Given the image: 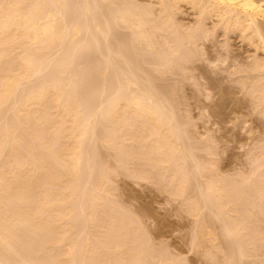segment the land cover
<instances>
[{
  "label": "bare ground",
  "instance_id": "obj_1",
  "mask_svg": "<svg viewBox=\"0 0 264 264\" xmlns=\"http://www.w3.org/2000/svg\"><path fill=\"white\" fill-rule=\"evenodd\" d=\"M183 3H184V5L185 4L189 5L190 6L189 10L193 9L192 10L193 12L195 10L194 14H197L196 15L197 18L195 20L196 22L194 23L192 21L194 23L193 25L192 24L190 25V23L186 24V23H184L185 21L181 22L182 18H178L180 13L186 11V9L189 8V6H188V8H187V6H184L186 8H185V10H183L182 9V8H184ZM73 9H74V11H73ZM78 11L79 12L81 11L83 13V14L80 13L82 16L85 15V16H83L84 18L82 16H80V14L78 17V13L76 16V12H78ZM72 15H74V16H72ZM122 25H123V27H120V28L126 27V28H129L131 30L130 31V39L131 40L129 38L125 40L124 38H122V37L120 38L119 36H117V37H119V39H118L115 36L118 33V32H116L117 27L122 26ZM84 31H86V33ZM218 31H222L221 34L224 35V37H225V40H226L225 46L227 49V52H226L227 54H223V55L221 54L220 57H216L219 61L220 60L221 61H227L230 56H231V58L235 57L234 59L236 61L237 60L236 58L239 57V55H238V57L236 55L234 57H232L231 54H234V52H233L234 50L231 48L232 46L228 45V43H229L228 41L230 39H232V35H234V34H235L234 35L235 37L237 36L238 39L240 38V39H242L243 42H246L247 45H245L244 48L247 47V49L245 52L250 50L251 47L254 49V50H251L252 52L254 51L253 53H250V52H249V54L246 53V57H245V55H243L245 57V59H243V60H245V61H242L243 63L241 62L242 64L240 67L237 65L235 66L234 64H232V65L235 67V69H236V67H238L239 68V69L237 68L238 71L244 73L243 76H239V77H243L240 80L245 79V81L246 80H247V82L249 81V87L250 88H247L248 89L247 91H251V89H252V91L254 93H256V96L258 97L260 103L263 104L264 103V0H0V264H44V262L41 261V258H40L41 255L39 256V254H38V256H39V258H38V257H36V255L31 253L30 251L29 252L31 254H28V251L24 252L26 249H30L32 251V249H34L33 248L34 245L32 246V244L28 245V243H26L28 245V247L26 248L24 246V244L22 245L20 243V241L22 240L21 237L24 236L23 234H19V230L17 231V227H18L19 223H17L16 221H17L18 217H20V216H23L25 218V220L26 219L31 220L34 228H36V227L41 228V229H44V231H48V229L49 230L51 229L50 230L51 234L47 235L45 237V239L42 242H40L41 243V244H39L40 250L41 249L42 250L43 249H46V250L50 249L51 250V248L55 249V247L58 244H59L58 247H60V244L64 241V238L66 235V229H62V227H63L62 224L63 223H65V225L70 224V226H71V223H68L69 222L68 218H70L69 214H70V212H72V211H70V205H69L70 200L69 199L72 196L73 192L71 190L72 188L70 189V187L74 181L78 182V180L76 181L75 178L78 177V175H79L78 173L81 171V165L83 163H85V164L87 163V162H83V161L85 160L84 157L86 156V155L84 156L85 141L87 139V136L91 133V132H89V130H92V127L97 129V127L99 126V125L96 126L97 124H95V123L99 122L98 120H97V122L96 121L93 122V124H91V126L89 125V123H86V120H88L89 118L92 119L93 115H96L95 112L96 113L99 112V111H97V108L95 107L96 111H94V114L92 115V117H91V115H90V117L88 116V119H86L87 115L84 116V114H83L85 108L84 109L82 108V107H84V104H85L84 101H87L89 99V97H92V95L95 96L94 90H96L95 93H97V91L99 93V94L97 93L96 95L101 96V98L102 97L105 98L103 95L105 93H102V92H107L109 85L111 87V90H109L110 92L108 93V98L107 97L105 98L107 100L105 101L103 99V101L101 102L102 104L100 102H98L99 100L97 101L98 103H100L101 106L104 103L106 104V105L105 104L103 105V106H105V108L103 106H102L103 108L101 107L102 109L98 106L99 107L98 110H101L106 122L108 123L107 126H105V127H107L108 131H106L107 133L105 132L106 134L103 133V135L100 134V132L95 131V133L91 134V136H93L92 138L95 137V138H97V140L99 138V140L101 142L99 140L98 141L100 143H102L103 145H106V146L108 145L107 147L114 145L113 147L116 146L117 150H119L118 147L120 149H122L121 148L122 145H120V143H123L125 146V145H127V143L125 141H128V140H134L135 141L136 139H137V141H139V139H142V138L145 139L146 138V140H148V142L146 143V146L148 145V147L145 149H148L147 150L148 152H151V151L153 152V151L157 150L154 153L159 155V158H160L159 160L162 162L163 161H167V162L169 161L171 166L180 164V165H182L181 167L185 169L186 166L183 167V165L186 163L189 164L191 166V168L189 165H188L189 166L188 168H190L191 170L194 169V170H192V172L194 171V173L193 174L191 173L192 174L191 176H193V177L195 176V178H197V180L199 182H201L200 178H202V176L205 177L204 174L200 176L201 172H204L203 170H205V168H208L206 170L213 169V168L215 169L216 166L213 167L214 162L212 160L203 161L205 159H202L201 157L197 156L196 155L197 152L195 154V152L193 151V150L197 149L194 146L199 147V145H195L199 141L196 140L197 142L194 143L190 140L194 136H192L193 134H191L190 130H188L190 127L187 129V123L188 122L184 123L185 120L183 122L181 121V116H183V115H181L177 110L178 107H177L176 101L178 99L173 97L175 94L174 92H177V91H174L175 87L173 89H171L172 91L169 88L168 92H165L164 90L160 92V89H159L160 86L158 85V83L156 84L157 81L155 82V80H157V78L162 77V75H164L167 72L171 73L172 69L173 70L177 69V70H175L176 72L172 71V73L173 72L179 73L178 70H182V74H183V76H185L186 73H184V72H186L185 71L186 68H189V67H187L188 66L187 63L189 62V64H190V62H191V64H193V63L199 61L200 56L202 57L203 55H206L207 51H206L205 46L207 47V45H210L208 43L212 42V36L214 37L215 32H218ZM82 32H84L85 35H87L86 36L87 38H91V39L87 40V39L83 38L84 36L82 35L83 37L80 40L85 39L87 41L80 42L77 39V41L80 44L79 43L76 44L74 42L76 39L75 40H73V39L75 37L77 38V36H79L80 33H82ZM115 32H116V34H115ZM121 32L123 33V31H121ZM124 34H126V32ZM91 35H92V37H91ZM122 35L123 34H121V36ZM79 37L81 38V36H79ZM127 37H128V35H127ZM162 38H163V40H162ZM120 39H124V40H120ZM72 40H73V43L75 45L71 42ZM118 40L121 42H119ZM127 40H129V41H127ZM135 41L140 42V44L138 43V45H141V42H143L142 46L145 43L143 46L144 49L141 48L142 51H140L141 49L138 47V45L134 44L136 46H132L133 43H136ZM70 42L72 45H74V47L77 46L78 44H79V46H77L76 48H74V47L71 48L72 46L71 47L69 46V45H71ZM117 42H118L119 46L117 45ZM116 45L118 47H116ZM230 45H231V43H230ZM248 46H251V47L249 48ZM136 47L139 50H136L135 49ZM222 47H221V50H222ZM87 48L88 49L91 48L94 50L93 51V58L90 56V54H92L90 52H89L90 54H87V55L84 54L85 52L83 51V49L87 50ZM53 49H54V51H55V49H57L56 51H59V52L61 51V56L60 57L57 56L58 58L55 56L56 57V59H55V57L53 55H57V54H55L56 52L52 53ZM80 51L84 52V53L82 52L85 55V56L83 55L84 57H82V54L80 53ZM137 51L138 52L140 51L142 56H143L144 52L146 53V51H147V53L151 54V56L152 55H153V57L156 56V60H154L153 58H151L152 60L150 59L151 61H153L151 63L155 64V66H156L155 70L147 71L144 69L146 71V73H145V71H143L144 73L142 72L143 63L145 64V62H147V61H145L146 59L141 60V61H143V63L140 61V63H142V64L140 65L141 68L139 69V65L137 63L139 62L138 59H139V56L141 54L137 53ZM59 52H58V55H59ZM78 52L81 54V55H79L81 57L80 61L78 59H77L78 61L75 59V56L76 55L78 56V54H77ZM86 52L88 53V50ZM94 52L95 53L99 52L100 54H102V55H99V53H98V55L95 54V56L96 57L99 56V58H102L103 61L101 59L99 60V58H98L99 61H97L96 60L97 58L94 57ZM134 53L135 54L137 53L135 55V57L137 59L134 58V55H133ZM210 53H212V52H210ZM239 53H242V52L239 51ZM219 54H220V51H219ZM208 56H209V54H208ZM208 56H207V58H208ZM243 56H241V58L239 57L238 59L242 60ZM89 57H91V58H89ZM51 58L52 59L54 58V59L52 60ZM146 58H148V57H146ZM90 59L96 60V62L98 63L96 65L95 64L96 62L94 61V65L96 67L93 66L91 68V66L93 65L92 64L93 61ZM203 59L204 58H202V60ZM56 60L60 66L58 65ZM211 60H213V58ZM52 61H55L56 63H54V64H57L59 66V68L60 69L62 68V69L61 70L59 69L58 70L59 72L57 71V72L52 74L51 71H54L53 70L54 67L57 68L58 66L57 65H55V66L50 65L51 66L50 68H52V69L48 68L50 70L48 77L47 78L44 77L45 79L42 78L44 80L41 79V81L36 80L37 82L32 84L30 79L33 76L38 78V76L40 75L39 73H41L43 71L45 72V69L47 67H49L48 64L50 62H51L50 64H53ZM75 61L77 63H75ZM134 61L137 62V63L135 62L137 65L132 64V63H134ZM216 61H213V62H216ZM230 61L232 63H235V61H233L231 59H230ZM99 62H101V63H99ZM84 63H89L88 66H90V68H91L89 71H87V73L85 71L86 69L82 70V68L86 67L85 66L86 64L84 65ZM149 63H150V61H149ZM226 63H229V62H226ZM75 64H77L76 67H78L79 69L75 68ZM78 64H80V66L82 64V67L78 66ZM122 64H124L125 69L122 67L123 66ZM237 64H238V62H237ZM125 65H128L131 68L126 66L127 67V69H126ZM61 66H63V67H61ZM135 66H137V68H135ZM191 66H195V65H191ZM195 67H199V66L196 65ZM94 69H96V70L93 71ZM235 69L233 70L234 72H235ZM49 70L46 69V71H49ZM91 70L93 72H91ZM139 70L143 74H145V76L142 73H141L142 74L141 75L139 73L140 72ZM188 70H190V69H188ZM188 70H187V72H188ZM207 70H206V72H208ZM80 71L85 73V74L81 73ZM137 71H139V72H137ZM88 72H89V74L91 73V75H90L91 80H92V73H93V75H95L97 77V78L95 77L96 81L92 80L95 83L98 82V80L100 81V79H101L100 84H102V85H104L102 80H104V82H106V81L107 82L105 83L104 86L101 85L99 90H97V88H98L97 86L99 85L98 84L99 82L96 83L95 89H94V87H95L94 85L92 88V84H93L92 81H91L92 84H90V82H88L89 84H87L85 86V83L84 84H82V83L84 81L83 79L85 78V75L88 76V77L86 76V78H85V82H87L86 79L89 78ZM204 72L205 71L202 70L201 73H204ZM191 73H192V70H191ZM37 74H39V75L36 76ZM182 74L179 73V75H182ZM187 74H189V73H187ZM108 75H109V77H108ZM110 75H111V79H112L111 82L109 79L108 80L106 79L107 77L110 78ZM159 75H161V76H159ZM191 76H192V74H191ZM98 77H100V79ZM185 77H188V76H185ZM185 77H183V78L185 79ZM36 78H34V79H36ZM93 78H94V76H93ZM39 79L40 78H38V80ZM27 81H30V85L28 84L29 87L22 89V85L24 86ZM32 81H33V79H32ZM242 81L245 82L244 80H242ZM80 83L82 84V86L80 85ZM110 83H113V84H110ZM78 84L80 87H84L85 89L80 88L78 86ZM243 85H246V83ZM247 85H248V83H247ZM87 86L89 88L93 89V93H89V92H91L90 91L91 89H89ZM105 86H106V88H105ZM243 87L245 88V86H243ZM161 88H162V85H161ZM86 89H89V92H87ZM104 89L105 90L107 89V91H105ZM84 91H86L85 94H87V95L84 94ZM170 91L172 93H174V94H172L173 96H171ZM163 93H165V94H163ZM249 93L251 94L252 92H249ZM88 94L89 95L92 94V95H90L88 97ZM105 95H107V94H105ZM251 95H253V97H254V94H251ZM95 97H93V98H95ZM85 98H86V100H85ZM98 99H100V98H98ZM90 101H91V99H90ZM90 103H92V102H90ZM94 105H95V101H94L93 106ZM257 105L258 104H256L255 107H257ZM93 109H94V107H93ZM101 112H100V114H101ZM186 114H189V113H186ZM2 115L4 117H2ZM104 118H103V120H104ZM182 119H185V118H182ZM88 121H90V120H88ZM93 121H94V118H93ZM190 123H191V120H190ZM88 127H90V128H88ZM99 130H100V128H99ZM97 133H99L100 135ZM141 142H140V144H141ZM144 142H143V144H144ZM210 144L206 145V146H208V147H206V151L208 153H211V150L213 149V148L212 149L209 148V147H213V146H210ZM129 145H131V143ZM129 145L126 147H129ZM86 146H89L88 143L86 144ZM99 147H101V146H99ZM149 147H151V148H149ZM92 150H94V149H91V151ZM127 151L125 150L124 151L125 153H123V155L125 154V157L126 156L128 157V158L127 157L125 158L126 162L128 163L130 161L129 158L131 159L132 156L130 157L129 155H127V154H130L129 153L130 150L128 152ZM213 151H214V149H213ZM208 153H207V156L209 155ZM144 154H146V152ZM94 155H95V153H94ZM88 156H89V154L87 152V158H89ZM204 158H207V157H204ZM96 159L98 160L99 158H96ZM207 159H209V158H207ZM210 159H211V157H210ZM86 160L88 161V159H86ZM105 161H106V159H105ZM89 164H93V163L91 162ZM160 165H162V164H160ZM180 165L178 166L179 169H180ZM87 166L89 167V165H87ZM168 166H170V165H168ZM59 167H62V168H59ZM173 168H175V166ZM178 168L176 167L175 169H177L179 171ZM61 169H63V170H61ZM85 169L86 168H84V170ZM165 169H169V168L167 167ZM184 169H182V171ZM214 169H213V171H214ZM102 170H100V171H102ZM177 170H173V172H172L173 175L178 173ZM195 170H197V172ZM255 170H257V169H255ZM261 170H263V169H261ZM170 171L168 173H170ZM182 171H181V173H182ZM184 172L185 171H183V174H184ZM210 172H212V171L210 170ZM97 173H99V172H97ZM107 173H108V171H107ZM107 173H105L104 176L99 175L100 176L99 179H102V181H108V179L111 178L112 176L110 177V176L106 175ZM134 173H135V171H134ZM82 174L83 173H81L80 175H82ZM258 174H261V173H258ZM93 175H94V173H93ZM151 175H153V174H151ZM170 175H171L170 177H172V174H170ZM182 175H181V178L179 177V179H178V183H179L180 188H181V189L179 188L180 190H182L183 188L185 189V186H186L185 183H187V181L191 177L190 176L189 178L182 179V177H183ZM216 175H217V173H216ZM96 176H98V175H96ZM262 176H260V177H262ZM83 177H84V175H83ZM90 177H89V181H90ZM211 177H208V178H210L209 180L205 179V181H206L205 183H207L206 185L208 187V188L206 187L207 190L204 189L205 192L202 189V183L199 184V182H197V185H199V187L201 186L200 188L202 189L200 192L201 195L206 194L207 196L206 195L205 196L209 200V201H207V199H204L205 204L207 203V205L203 204V206L208 208V203L211 204V206H214V204H215L217 210L220 208L219 210L221 212L223 211V214H222L223 216H226L227 214L230 215L229 211H231L232 209H233L232 211H234L236 209L234 212L231 211L232 212L231 217L228 216V218L230 217L231 221L232 220L233 221L232 222L230 220L226 221L228 224L224 222L225 226L227 224V227L229 225V227L231 228L233 225L232 228H234V230L232 232L236 233V232H238V229H236V228H238L239 220L237 221V219H235L234 214H235V212L238 211L237 207L240 206V203H241L240 200H242L243 197H245L247 194L249 195V193L246 194L245 190H243V188L240 187L241 188V196H238V198L234 197L231 199L230 198L231 196L229 197L230 194L227 191L226 192L223 191V190H227L228 188L231 189L230 188L231 186H229V183H227L226 181H225V183L223 182L224 177L222 178L221 176L220 177L216 176L217 178L215 177V179H214V176H213V178H211ZM253 177H254V175H253ZM62 178L65 179V182H61L63 180ZM78 178H80V177H78ZM81 178H82V176H81ZM93 178H94V176H93ZM82 179H81V181H82ZM221 179H222V181H221ZM42 180L44 181V183L47 186H49L48 188H52L51 190L49 189V191L53 192V196L51 198L50 197L45 198L46 196L40 197V195L36 193L37 195H39V198L35 197V199L37 198L38 201L36 203L34 202L35 205H31V204L29 205V203H30V201L28 203L29 197L34 196V193L39 189V186H41V188L43 187V185H40V184H42L41 182H43ZM114 180H115V178H114ZM207 180H208V182H207ZM230 180H231V178H230ZM57 181H59V183L61 184L60 186H58V188L60 187L59 189H57V185H56ZM94 181H96V179H94ZM84 182H83V184H84ZM85 183H87V181ZM106 183L108 184V182H106ZM89 184H90V182H89ZM93 184L94 183H92V185ZM73 185L77 186L75 184H73ZM232 185H233V183H232ZM260 185H261V183H260ZM102 186H100V187H102ZM257 186H259V185H257ZM187 187H188V185H187ZM199 187H197V188H199ZM41 188H40V190H44ZM240 188L239 187L234 188L236 193L238 192V190H240ZM80 189H81V187H80ZM184 189H183V192H184ZM234 189H233V191H234ZM102 190H103V188H102ZM42 192L44 193V191H42ZM47 192H48V189H47ZM83 192H84V189H83ZM92 192H93V190H92ZM38 193H40V192H38ZM178 193H181V192H178ZM81 195L83 197L84 193ZM231 195H233V194H231ZM77 196H79V195H76V197ZM247 196H246V198H247ZM263 196H264V190L262 188H260L259 194L257 197L260 198ZM188 198H189V195H188ZM190 198H192V196ZM203 198H205V197H203ZM227 198L228 199L230 198V199L227 201L226 200ZM73 199H74V197H73ZM195 199H196V197H195ZM195 199H194V203H193L195 206L194 209L198 205H200L199 204L200 202L199 203L197 202V201H200V199H197V200H195ZM233 199H235V200H233ZM236 199H237V201H236ZM249 199H250V197H249ZM11 200L13 202V203H11V205L12 204L13 205L12 206L10 205L11 208H9L7 206V204ZM186 200H187V198H186ZM230 200H233V201H230ZM82 201H83V199L81 200V202ZM119 202H120V200H119ZM211 202L212 203L214 202V204L212 205ZM236 202L237 203L239 202L238 203L239 205L236 204V207H234L233 204L235 205ZM246 202H248V201H246ZM77 203H79V202H77ZM110 203H112V202H110ZM188 203H190V202H188ZM253 203H254V201H253ZM203 206L201 208H203ZM246 206H247V204H246ZM118 207H120V206H118ZM191 207H193V206H191ZM197 208H200V207H197ZM210 208H212V207H210ZM77 209H78V207H77ZM203 209H205V208H203ZM203 209H201V211ZM54 210H57V212L59 211V213H57L58 215L55 213L56 217L48 220L46 218V214H49L50 212H53ZM88 210H90V209H88ZM95 210H96V208H95ZM197 210H199V209H197ZM82 211H84V210H82ZM205 211H207V210H205ZM210 211H208V212H210ZM225 211H227L229 213H226ZM74 212H75V210H74ZM88 213H89V211H88ZM114 213L115 212H113L112 214H114ZM53 214H54V212H53ZM237 214H238V212H237ZM247 214H249V213H247ZM86 215H88V214H86ZM98 215L99 214L96 215V213H93V212L89 213V216H88L89 221L88 222H90L92 220V222H90V224L94 223L97 219L96 216H98ZM216 215L219 217L218 214H216ZM116 216L118 217V215H116ZM49 217H50V215H49ZM52 217H53V215H52ZM210 217L212 218V216H210ZM218 217H216V218H218ZM249 217H250V215H249ZM71 218H72V216H71ZM219 218H218V220H219ZM199 219H200V217H199ZM207 219H205V220H207ZM115 221H116V218H115ZM196 222H197V220H196ZM202 222L203 221H201L200 223H197V224H201ZM235 222H237V223L235 224ZM116 223H118V222H116ZM204 223L207 224L208 221H205L202 223L203 225L206 226V224H204ZM211 223H210V226L212 225ZM218 224L220 225L219 222H218ZM94 225L92 224L91 227L89 226L91 228V232H90V234H88L89 239H91L90 237L92 234H94L98 231V229L96 231V229L93 228ZM119 225H120V223H119ZM208 225H209V223H208ZM70 226L68 225V227H70ZM210 226H208V227L211 228ZM243 226H244V224H243ZM256 226H258V225H256ZM250 227H252V226L250 225ZM90 228H89V230H90ZM230 228L227 230V232H229V231L231 232L232 228H231V230H230ZM20 229L22 230L21 227H20ZM67 229H69V228H67ZM225 229H227V228H225ZM94 230H95V232H94ZM205 230H206V228H205ZM205 230H202V232L205 233ZM239 230H240V228H239ZM32 231H34V230H32ZM83 231L85 232L86 230L84 229ZM120 232H121V230H120ZM128 232H129V230H128ZM195 232H196V230H195ZM197 232H200V231H197ZM202 232L199 233L200 234L199 236H201L203 234ZM247 232H249V231H247ZM97 233H99V232H97ZM45 234H46V232H45ZM121 234H122V232H121ZM213 234H214V232H213ZM192 235H194V234H192ZM236 235L238 236V234H236ZM199 236H197V237H199ZM237 236H235L236 239L240 238ZM19 237L21 238V239H19V242L14 243V241L16 239H18ZM203 237H204V235H203ZM115 238L117 239V237H115ZM193 238H194V236H193ZM87 240H88V237H87ZM228 240H230V239H228ZM24 241H26V240L24 239ZM39 241H41V240H39ZM100 241H102V240H100ZM76 242H78V241H76ZM123 242H125V241H123ZM83 243H84V240H83ZM252 243H253V241H252ZM194 244L195 243H193V245ZM237 244H239V243H237ZM66 245H68V244H66ZM75 245L77 246V244H75ZM113 245L114 244H112V246ZM132 245H134V244H132ZM70 246H71V244H70ZM76 246H74V243H73L72 247H76ZM136 246H137V243H136ZM148 246H150V245H148ZM78 247H79V245H78ZM120 247H116V248H120ZM71 248L68 247V249H66V248H64V246L60 248L61 250H60L58 258L56 260L57 264H75V263L77 264L78 261H79V264H83L90 258L91 252H92L90 250H93L90 248H89V250H87V248H85V246L81 247L80 249L82 250V253H83L81 260H77L75 263H73L71 261H74L72 257H73V254H75V253H74V249H71ZM256 248H258V247H256ZM80 249H79V252L81 253ZM123 249L124 248H122V250ZM240 249H242V248L240 247ZM243 249L240 251H243ZM236 254H239V253L237 252ZM75 256H76V254H75ZM96 256H97V254H96ZM146 256H147V254H146ZM71 258H72V260H71ZM128 258H129V256H128ZM120 259H121V257H120ZM167 259H169V258H167ZM236 259L238 260V258H236ZM154 260H156V259H154ZM229 260H231V259H229ZM232 260H234V259H232ZM173 261L171 260V262H173ZM51 262H54V261H51ZM125 262H127V261H125ZM177 262H178V258H177ZM157 263H159V262H157ZM182 263L183 262H181L180 264H182ZM237 263L239 264V262H237ZM85 264H87V263H85ZM154 264H156V262ZM161 264H163V263H161ZM166 264H167V260H166Z\"/></svg>",
  "mask_w": 264,
  "mask_h": 264
},
{
  "label": "rangeland",
  "instance_id": "obj_2",
  "mask_svg": "<svg viewBox=\"0 0 264 264\" xmlns=\"http://www.w3.org/2000/svg\"><path fill=\"white\" fill-rule=\"evenodd\" d=\"M184 6H187V8H188L189 5H187V4L184 5V3H183V7ZM185 8L186 7L182 8V9L185 10ZM189 9H190V6H189L188 9H186V11L180 13L178 18H182L181 19L182 21L180 20L181 22L185 21L184 23H186V24L190 23V25L191 24L193 25L196 22L195 20L197 18V16H196L197 14H194L195 10L193 12L192 11L193 9L192 10H189ZM73 11H74V9H73ZM77 13H78V17H79V14L82 13V12L81 11L80 12L79 11L76 12V16H77ZM72 16H74V15H72ZM80 16H82V15L80 14ZM83 16H85V15H83ZM120 27H123V25L117 27V29H116L117 31L116 32H118L117 33L118 35L116 34V32H115L116 35L115 34L114 35L116 37L117 36H119L120 38L122 37L125 40L128 39V38L130 39V31L131 30L129 28H126L125 26L124 27L126 29L125 28H120ZM121 31H123V33ZM84 32L86 33V31H84ZM84 32L80 33L79 36H81V38L79 36H77V38L75 37L73 39V40L76 39L74 41L76 44L79 43L78 41L82 42V41H87V40L91 39V38H87L86 37L87 35H85ZM125 32L128 35V37H127L126 34H124ZM221 32L222 31L215 32L214 37L212 36V42L208 43L210 45H207V47L205 46L206 51L209 54V56L206 53V55H203L202 57L200 56L199 61H197V62H195L193 64H191V62H190V64H189V62L187 63V65H188L187 67H189V68H186V70H185L186 72H184V73H186L185 76H188L189 78L183 76L182 70H178V72L180 74H182V75H179V73H174V72H176L175 70H177V69H174V70L172 69L171 73H169V72L165 73L166 72L165 71L164 72L165 74L163 73L164 75L161 74L162 77H160V78L162 80L160 78H157V80L154 79L155 82L157 81L156 84L158 83V85L160 86L159 87L157 85L159 87V89H160V92L163 91V90L165 92H168L169 88L171 90V89H173L175 87L174 91H177V92H174L175 94L171 92L172 90L170 92H171V96H173L172 94H174L173 97L178 99L177 101L176 100L175 101L177 102V107H178L177 110H178V112L181 115H183V116H181V121L183 122L185 120L184 123L188 122L187 123V129L190 127L188 130H190L191 134H193L192 136H194L190 140L192 142H194V143L199 141V142H197L195 144V145H199V147L194 146L197 149L193 150V151L195 152V154L197 152V154H196L197 156L201 157L202 159H205L203 161L212 160L214 162L213 163L214 164L213 167L216 166L215 169L214 168L213 169L217 173V175L213 171V169L206 170L208 168H205L206 171L203 170L204 172H201V174H200V176L204 174L205 177L202 176V178H200L201 182H199L197 180V178H195V176L194 177L191 176L194 173V171L192 172V170H194V169L191 170L190 169L191 166L189 164L186 163V164L183 165V167L186 166L185 169L182 168L181 167L182 165H180V164L171 166L169 161L168 162L167 161H163L165 163L164 164L162 161L159 160L160 159L159 155L154 153L157 150H155L153 152L152 151L148 152L147 151L148 149H145V148L148 147V145L146 146V143L148 142V140H146V138L145 139L144 138L139 139V141H137V139L135 141L134 140H128L131 143V145H129L130 143L128 141H125L127 143V145H125V146H124L123 143H120V145H122L121 146L122 149H120L118 147L119 150L116 149V146L113 147L114 145L113 146H109V147H107L108 145L107 146L103 145L102 143H100L101 141L99 140V138H98V140L100 142L97 140V138H95V137L92 138L93 136H91V134L95 133V131L100 132V134H102V135H103V133L108 131L107 127H105V126H107L108 123L106 122L101 110H98V108L99 107L101 108L105 104L104 103L102 106L100 105V103L103 101V99L105 101L107 100L105 98L106 97L108 98V93L110 92L109 90H111V87H110V85L108 86V91H107V89L106 90L104 89L107 92H102L101 91L102 93L107 94V95L103 94L105 98H103V97L101 98V96L96 95L98 93V91H97V93H95L96 90H94V94H95L96 97L93 96L92 94H90V95H92V97H89L90 95L88 94L89 99L87 101H84L85 104H84V107H82V108L83 109L85 108L83 114H84V116L87 115L86 119H88V116L90 117V115L92 117V115L94 114V111H96L95 107L97 108V111H99V112H97V113L95 112L96 115H93L94 121H93V118L92 119L89 118L88 120H90V121L86 120V123H89V125L91 126V124H93V122H95V121L97 122V120H98L99 122H97L95 124H97L96 126H98V125L99 126L97 127V129L92 127V130H89V132H91V133L90 134L88 133L90 136L88 135L87 139L85 141V153H84V156L85 155L86 156L84 157L85 160L83 161V162H87V163L86 164L83 163L81 165V171L80 172L83 173V174L80 175L81 173L79 172L78 174L80 176L78 175V177H80V178H78V177L75 178V180L76 181L78 180V182L74 181L71 184V187H70V189L72 188L71 190L73 192L72 196L69 199L70 200V202H69L70 211H72V212H70V214H69L70 218H68V220H69L68 223H71V226H70V224H68L70 227H68V225H65V223L62 224V226H63L62 229H66V235H65L64 241L60 244V247H58V245H59L58 244L55 247V249L51 248V250L50 249H47V250L46 249H43V250L41 249L40 250V248H39L40 247L39 244H41L40 242H42L47 235L51 234V231H50L51 229L50 230L48 229V231H44V229H41V228H37V227L34 228L33 223L31 222V220H28V219L25 220V218L23 216L19 215L20 217H18L16 222L19 223L18 227L20 226L22 228V230L20 229V227L19 228L17 227V231L19 230V234H23L24 235L23 237H21L22 240L20 241V243L22 245L24 244V246L26 248L28 247L29 244H32V246L34 245L33 246L34 249H32V251L30 249H26L24 252L28 251V254L33 253L38 258L41 255L40 258H41V261L44 262V264H57L56 260L58 258L59 252L61 250L60 248L63 247V246L66 249H68V247L71 248L73 243H74V246H76L75 244H77V246L71 248V249H74V253L76 254V256H75V254H73L72 258H73L74 261H71L73 263H75L77 260H81L83 253H82V250L80 248L85 246V248H87V250H89V248L93 249V250H90V251H92L90 258L85 262L87 264H105V263L106 264H118V263L119 264H126V263L127 264H146V263L147 264H154L155 262H156V264H161V263L166 264V260H167V264L168 263L169 264H172V263L173 264H176V263L180 264L181 262H183L182 264H235V263L238 264L237 262H239V264H264V196L260 197V198L257 197L258 194H259V189L262 188L264 190V178H263L264 177V171H263L264 170V157H263L264 156V103L263 104L260 103L258 97L256 96V93H254L252 91V89H251V91H247L248 90L247 88H250L249 87V81L247 82V80L245 81V79H242V80L245 81V82H243L242 80H240L243 77H239V76H243L244 73L238 71L239 68L236 67V69H235V67L232 65V64H234L235 66L237 65V66L240 67L241 64L243 63L242 61H245L243 59H245L246 53L247 54H249V52L253 53L254 51L252 52L251 50H254V49L251 46H248L249 48L250 47L251 48H250V50L245 52L246 49H247V47L244 48L245 45H247L246 42H243L242 39H240V38L238 39L237 36H236L237 37L236 38L234 36L235 35L234 34V35H232V39H230L231 41L230 40L228 41L229 42L228 45L232 46L231 48L234 50L233 51L234 54H231V55H232V57H234L235 55L238 57V55H239L240 58H241V56L245 55V57L243 56L242 60L238 59L239 58L238 57V58H236L237 60L235 61V59H234L235 57L231 58V56H230L229 58L231 60L235 61V63H232L229 58H228L227 61H221V60L219 61L216 57H220L221 54L222 55L223 54H227L226 53L227 49H226V46H225L226 40H225L224 35L221 34ZM121 34H123V35L121 36ZM92 35H91V37H92ZM82 37L87 39V40H85V39L84 40H80V39H82ZM119 37H117V38L119 39ZM77 39H78V41H77ZM124 39H120V40H124ZM73 40L71 41L72 43H73ZM162 40H163V38H162ZM127 41H129V40H127ZM71 42H70V44H71ZM119 42H121V41H119ZM135 42L136 43H133L132 46H136V45H138V43L140 44V42H138V41H135ZM142 43L143 42H141V45H138V47L140 49L143 48V46L145 44L144 43L143 46H142ZM230 43H231V45H230ZM79 44L77 46H79ZM134 44H136V45H134ZM74 45L71 44L69 46L70 47L72 46L71 48H73ZM117 45H118V42H117ZM117 45H116V47L119 46V45L118 46ZM77 46H75L74 48H76ZM221 47H222V50H221ZM89 49L87 48L88 53L86 52L87 50H84V49H83V51L85 53L83 51H80V53L82 54V57H84L87 54L92 53V54H90V56L93 58V51L94 50L91 49V48H89ZM135 49L139 50L137 47ZM56 50L57 49H55V51H54V49H53L52 53L56 52L55 54H57V55H53V56L54 57L55 56L56 57L57 56L60 57L61 56V51L59 52V51H56ZM140 51H142V49ZM140 51L139 52L137 51V53H140ZM219 51H220V54H219ZM239 51L242 52V53H239ZM58 52H59V55H58ZM210 52H212V53H210ZM80 53L78 52L77 53L78 56L77 55L75 56L76 60L78 59L80 61V58H81L79 56V55H81ZM98 53L99 52H96V53L94 52V57H96L95 54L98 55ZM146 53H147V51H146ZM146 53L144 52L143 56L140 53L141 55L139 56V59H138L139 62L136 60L137 59L135 57L136 54L135 53L133 54L134 58H136L135 60L138 63L136 61H134V63H132V64L135 65L137 63L139 65V69L141 68L140 65L143 63V61H141V60L146 59L145 61H147V62H145V64L143 63V67L144 68L142 67V69H143L142 72L145 71V70L153 71V70H155V67H156L155 64L151 63V62H153V61H151L152 60L151 58L156 60V56L153 57V55L151 56V54H149V53L146 54ZM99 55H102V54L99 53ZM207 56H208V58H207ZM56 57H55V59H56ZM91 57H89V58H91ZM146 57H148V58H146ZM96 58H97L96 59L97 61H99L100 59L103 61V59L99 58V56L96 57ZM98 58H99V60H98ZM202 58H204V59L202 60ZM212 58H213V60H211ZM90 60L93 61V63H92L93 65L91 66V68H92L93 66H95L94 65V61L96 62V60H94V59H90ZM148 60L150 61V63H149ZM140 61L142 63H140ZM213 61H216V62H213ZM56 62H57V60H56ZM56 62L52 61L53 64H50L51 63L50 62L48 64L49 67H47L46 69L47 70L52 69L50 67L52 65H54V66L57 65V64H54ZM226 62H229V63L231 62V63L229 64V63H226ZM237 62H238L239 65L237 64ZM75 63H77V62L75 61ZM99 63H101V62H99ZM95 64L97 65L98 63L96 62ZM58 65H59V63H58ZM76 65L77 64H75V68H78V67H76ZM84 65L86 67L83 66L84 68H82V70L86 69L85 71L87 73V71H89L91 68H90V66H88L89 63H84ZM122 65H123L122 67L124 68V64H122ZM191 65H195V66L197 65L200 68L199 67H195V66H191ZM59 66L57 68L54 67V69H53L54 71H51L52 74L57 72L60 69ZM78 66H80V64H78ZM126 66L129 67L128 65H125V67ZM61 67H63V66H61ZM80 67H82V64H81ZM127 67H126V69H127ZM129 68H131V67H129ZM135 68H137V66H135ZM233 68L235 69L236 73L233 71L234 70ZM46 69H45V72L43 71V72L39 73L40 75L39 74L36 75V76L39 75L38 76V78H40L39 80L35 76H33L30 79L32 84L36 83L37 81H41V79L44 78V77L45 78L48 77V74H49L50 70L46 71ZM188 69H190V70H188ZM205 69L206 70L208 69L207 70L208 72H206ZM95 70L96 69H94L93 71H95ZM187 70H188V72H187ZM191 70H192V73H191ZM202 70L205 71L204 72L205 74L201 73ZM93 71L91 70V72H93ZM139 71H137V72H139ZM172 71H174V72L172 73ZM142 72L140 71L139 73L141 74ZM81 73H83V72H81ZM145 73H146V71H145ZM187 73H189V74H187ZM83 74H85V73H83ZM191 74H192V76H191ZM88 75H89L90 79L89 78L86 79L87 82H85V78L87 76V75H85V78L83 79L84 80L83 83L81 82L82 84L85 83V86L87 84H89L88 82H90V84H92L91 81L95 80L97 78L92 73V80H91V77H90L91 73L89 74V72H88ZM143 75L145 76V74H143ZM161 75H159V76H161ZM93 76H94V78H93ZM182 76L185 77V79ZM108 77H109V75H108ZM108 77L106 79L107 80L109 79L110 82H111V80H112L111 79V75H110V78H108ZM34 78H36V79H34ZM98 78L100 79V77H98ZM32 79H33V81H32ZM44 79H42V80H44ZM30 81H27L24 86L22 85V89L26 88V87H29ZM102 81H103L104 85L107 82V81L104 82V80H102ZM92 82H93L92 88H93V85L95 86L96 83L99 82L98 83L99 85L97 84L98 85L97 86L98 87L97 90H99V88L102 85V84H100L101 79H100V81L98 80V82H96V83L94 81H92ZM81 83H80V85L82 86ZM245 83H246V85H243ZM247 83H248V85H247ZM110 84H113V83H110ZM104 85H102V86H104ZM161 85H162V88H161ZM78 86H79V84H78ZM106 86H105V88H106ZM243 86H245V88ZM80 88H84V87H80ZM95 88H96V86L94 87V89ZM89 89H91V88H89ZM89 89H86V91L89 92ZM86 91H84V94L86 93ZM90 91L91 92H89V93H93V89H91ZM249 92H252L251 94H254V97ZM163 94H165V93H163ZM85 95H87V94H85ZM93 97H95V98H93ZM97 97L100 98V99H98ZM90 99H91V101H90ZM85 100H86V98H85ZM94 101H95V105L93 106ZM97 101L100 102V103H98ZM90 102H92V103H90ZM256 104H258L257 107H255ZM93 107H94V109H93ZM103 107L105 108V106H103ZM100 112H101V114H100ZM186 113H189V114H186ZM3 115H2V117H4ZM103 118H104L105 121L103 120ZM182 118H185V119H182ZM190 120H191V123H190ZM88 128H90V127H88ZM99 128H100V130H99ZM97 134H99V133H97ZM140 142H141V144H140ZM143 142H144V144H143ZM87 143H88V145L90 147L86 146ZM209 144H210V146H213V147H209V148H211V149L213 148L214 149V151H213V149L211 150V153H208L206 151V147H208L206 145H209ZM128 145H129V147H126ZM99 146H101V147H99ZM90 148L94 149V150H92L93 152L91 151ZM149 148H151V147H149ZM125 150L126 151L128 150L129 153H130V154H127V155H129L130 157L132 156L131 159L129 158L130 161L128 160L129 161L128 163L126 162V159H125L127 156L125 157V154L123 155V153H125L124 152ZM87 152L89 154V156H88L89 158H87ZM145 152H146V154H144ZM94 153H95V155H94ZM207 153L209 154L208 156H207ZM204 157H207L209 159L204 158ZM210 157H211V159H210ZM96 158H99V159L97 160ZM86 159H88V161ZM105 159H106V161H105ZM91 162L93 164H89ZM160 164H162V165H160ZM87 165H89V167ZM168 165H170L171 167L168 166ZM179 165H180V169L178 168ZM188 165L190 166V168H188L189 167ZM105 166L106 167L108 166V167L106 168ZM166 166L169 169H165V168H167ZM174 166H175V168L177 167L179 169V171L177 169L173 168ZM83 167L86 168V169L84 170ZM59 168H62V167H59ZM181 168L184 169L183 171H185L184 172L185 175L183 174V171H182ZM254 168L257 169V170H255ZM261 169H263V170H261ZM61 170H63V169H61ZM100 170H102V171H100ZM173 170H177L178 173L173 175V173H172ZM210 170L212 172H210ZM107 171H108V173H107ZM134 171H135V173H134ZM169 171H170V173H168ZM181 171H182V173H181ZM195 171L197 172V170H195ZM97 172H99V173H97ZM93 173H94V175H93ZM105 173H107L106 175H108L110 177L112 176L111 178L108 179V181H102V179H99L100 176H102V175L104 176ZM258 173H261L263 176L261 174H258ZM151 174H153V175H151ZM170 174H172V177H170L171 176ZM83 175H84V177H83ZM96 175H98V176H96ZM181 175L183 176L182 179L189 178L191 176L190 177L191 179L189 178L187 183H185L186 184V186H185L186 190L183 188L184 192H183V189L180 190L181 188H180V185L178 183V179H179V177L181 178ZM215 175L218 176V177L221 176L222 178L224 177L223 178V182L225 183V181H226L227 183H229V186H231L230 187L231 189H229L227 187L228 189L227 190H223V191H225V192L227 191L230 194L229 197L231 196L230 197L231 199L234 198V197L238 198V196H241V188L240 187H242L243 190H245L246 194L249 193V195L247 194L248 196L246 195L247 198L245 196L242 199L243 201L240 200V202H241L240 206L237 207L238 208V211H237L238 214H237V212H235V214H234L235 215V219H237V221L239 220L238 228L235 227L236 229H238V232H236V233L232 232L234 230V228H232L233 225L231 227L232 230H231V228L228 225V227L230 228L231 232L230 231L227 232V230L229 228L227 227L228 223L226 222V221H229V220L231 221V219H230L231 213L234 212L236 209L234 211H232L233 209L232 210L230 209L232 212L228 210L230 212V215L227 214L226 216H223L222 215L223 211L221 212L219 210L220 208L218 209L219 210L218 211L216 206H215V204H214V202L213 203L211 202L212 205L214 204V206H211V204H209V203H208V208L203 206V204H205L204 199H207V197H206L207 195L205 194L206 195L205 196L203 193H202L203 195H201L200 192H201L202 189L204 191V189H206V187H207V185H206L207 183H205L206 182L205 179L209 180L210 178H208V177H211V176H212L211 178H213V176H214V179H215V177H216ZM253 175H254V177H253ZM81 176H82L83 179L81 178ZM93 176H94V178H93ZM260 176H262V177H260ZM89 177H90V181H89ZM114 178H115V180H114ZM230 178H231V180H230ZM81 179H82V181H81ZM94 179H96V181H94ZM208 180H207V182H208ZM84 181L85 182L87 181V183H85ZM221 181H222V179H221ZM61 182H65V179H63ZM83 182H84V184H83ZM89 182H90V184H89ZM106 182H108V184ZM197 182H199V184L202 183V189L200 188L201 186L199 187V185H197ZM41 183L42 184H40V185H43V187L41 188V186H39V189H38L39 191L37 190L34 193V196L29 197V199H28V203L30 201L29 205L30 204L31 205H35V203L38 201L37 198L35 199V197L39 198V195H40V197H45L46 196L45 198H49V197L51 198L53 196V192L49 191V189L51 190L52 188H48L49 186H47L44 183V181L41 182ZM92 183H94V184L92 185ZM232 183H233V185H232ZM260 183H261V185H260ZM73 184H75L77 186H74ZM56 185H57V189H59L60 187L58 188V186H60L61 184L59 183V181H57ZM187 185H188V187H187ZM257 185H259V186H257ZM100 186H102V187H100ZM80 187H81V189H80ZM197 187H199V188H197ZM235 187H239L240 188V190L237 189L238 190L237 193H236V191L234 189ZM40 188L44 189V190H40ZM102 188H103V190H102ZM47 189H48L49 193L47 192ZM83 189H84V192H83ZM91 189L93 190V192H92ZM233 189H234V191H233ZM42 191H44V193ZM38 192H40V193L42 192L44 195L42 193L40 194ZM178 192H181L182 194L178 193ZM36 193L39 194V195H37ZM83 193H84L85 196L83 195V197H82L81 194H83ZM231 194H233V195H231ZM76 195H79L80 197L79 196L76 197ZM188 195H189V198L191 196H192V198L189 199ZM194 196L196 197V199H195ZM202 196L205 197V198H203ZM73 197H74V199H73ZM249 197H250V199H249ZM186 198H187V200H186ZM82 199H83V201L81 202ZM194 199L195 200L200 199V201H197L198 203L200 202L199 203L200 205L197 206V207H200V208L196 207L199 210H197L196 208L194 209V207H195L194 204H193L194 203ZM229 199L227 198L226 200L228 201ZM12 200L9 201V203L7 204V206L9 208H11L10 205H11V203H13ZM119 200H120V202H119ZM233 200H235V199H233ZM233 200H230V201H233ZM207 201H209V200L207 199ZM236 201H237V199H236ZM246 201H248V202H246ZM253 201H254V203H253ZM77 202H79V203H77ZM110 202H112V203H110ZM188 202H190V203H188ZM238 203L236 202L235 205L233 204V206L236 207V204H238ZM246 204H247V206H246ZM190 205L193 206V207H191ZM205 205H207V203ZM118 206H120V207H118ZM202 206L205 209L201 208ZM77 207H78V209H77ZM210 207H212V208H210ZM95 208H96V210H95ZM88 209H90V210H88ZM201 209H203V210L201 211ZM74 210H75V212H74ZM82 210H84L85 212L82 211ZM205 210H207V211H205ZM88 211H89V213H91V212L96 213V215L99 214L98 216H96V218H97L96 221L94 223H92L93 225L94 224L96 225V226L94 225L93 228L96 229V231L98 229L97 232H99V233L96 232L97 234L96 233L92 234L91 237H90L91 239H89V235L88 234H90V232H91V228L90 227H91L92 224H90V222H92V220L90 222H88L89 221V219H88L89 218L88 217L89 216ZM208 211H210V212H208ZM53 212H54V214H53ZM53 212H50L49 214H46V218L48 220L55 218L56 217L55 213L56 214L59 213V211L57 212V210H54ZM113 212H115L114 213L115 215L112 214ZM225 212L229 213L227 211H225ZM215 213L218 214L220 218ZM247 213H249V214H247ZM86 214H88V215H86ZM49 215H50V217H49ZM52 215H53V217H52ZM116 215H118L119 218ZM249 215H250V217H249ZM71 216H72V218H71ZM208 216L209 217L212 216V218L211 217L209 218ZM228 216H230V217L228 218ZM199 217H200V219H199ZM216 217H218L219 220ZM115 218H116V221H115ZM205 219H207V220H205ZM196 220H197V222H196ZM201 221H203V222L208 221L209 225H208V223L207 224L204 223V224H206V226H205V225L202 224L203 222L201 223L202 225L201 224H197V223H200ZM116 222H118V223H116ZM218 222L220 223V225L218 224ZM224 222L227 223L226 226H225ZM119 223H120V225H119ZM210 223L212 224L211 226H210ZM236 223L237 222H235V224ZM243 224H244V226H243ZM250 225L252 227H250ZM256 225H258V226H256ZM208 226H210L211 228H209ZM66 227L69 228V229H67ZM204 227L206 228V230H205ZM89 228H90V230H89ZM225 228H227V229H225ZM239 228H240V230H239ZM84 229L86 230L85 232L83 231ZM201 229L205 230V233H203ZM32 230H34V231H32ZM120 230H121L122 234H121ZM128 230H129V232H128ZM195 230H196V232H195ZM197 231H200V232H197ZM247 231H249V232H247ZM45 232H46V234H45ZM94 232H95V230H94ZM201 232L203 234L201 236H199L200 235L199 233H201ZM213 232H214V234H213ZM192 234H194V235H192ZM236 234H238V236ZM203 235H204V237H203ZM193 236H194V238H193ZM197 236H199V237H197ZM235 236L240 237V238H237L239 241L236 239ZM87 237H88L89 241L87 240ZM115 237H117V239ZM21 238L19 237L18 239H16L15 240L16 242L14 241V243H18L19 239H21ZM24 239L26 241H24ZM99 239L102 240V241H100ZM228 239H230V240H228ZM39 240H41V241H39ZM83 240H84V243H83ZM76 241H78V242H76ZM123 241H125V242H123ZM252 241H253V243H252ZM26 243H28V245ZM136 243H137V246H136ZM193 243H195V244L193 245ZM237 243H239V244H237ZM66 244H68V245H66ZM70 244H71V246H70ZM112 244H114L115 246L113 245L114 246L113 247ZM132 244H134V245H132ZM78 245H79V247H78ZM148 245H150V246H148ZM239 246L242 249L244 248L243 251H240L242 249H240ZM116 247H120L121 249L120 248H116ZM256 247H258V248H256ZM122 248H124V249L122 250ZM79 249L81 250V253L79 252ZM237 252L239 254L240 253L241 254L240 255L236 254ZM38 254H39V256H38ZM96 254H97V256H96ZM146 254H147V256H146ZM128 256H129V258H128ZM120 257H121V259H120ZM176 257L178 258V262H177V258ZM72 258H71V260H72ZM167 258H169V259H167ZM236 258H238V260ZM154 259H156V260H154ZM229 259H231V260H229ZM232 259H234V260H232ZM171 260L172 261L174 260L175 262L174 261L171 262ZM51 261H54V262H51ZM125 261H127V262H125ZM157 262H159V263H157ZM85 263H83V264H85ZM77 264H79V261L77 262Z\"/></svg>",
  "mask_w": 264,
  "mask_h": 264
}]
</instances>
